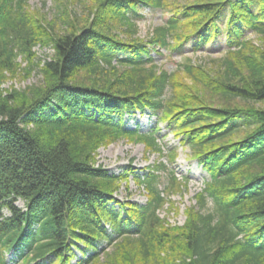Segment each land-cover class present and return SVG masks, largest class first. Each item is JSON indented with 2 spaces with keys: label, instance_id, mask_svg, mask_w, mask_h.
I'll list each match as a JSON object with an SVG mask.
<instances>
[{
  "label": "trees",
  "instance_id": "trees-1",
  "mask_svg": "<svg viewBox=\"0 0 264 264\" xmlns=\"http://www.w3.org/2000/svg\"><path fill=\"white\" fill-rule=\"evenodd\" d=\"M90 1L75 23L63 0L48 19L29 0H0V264L17 247L25 264H264V107L255 106L264 49L246 35L264 38V0ZM142 7L168 13L145 39ZM221 37L219 58L187 57L170 72L151 54L196 52ZM37 45L51 57L37 62ZM19 56L23 78L37 70L42 81L8 91L1 85ZM145 110L208 175L182 225L158 214L165 195L187 187L166 163L133 172L147 195L139 204L115 197L132 168L114 174L96 162L100 146L120 139L164 157L158 124L126 126Z\"/></svg>",
  "mask_w": 264,
  "mask_h": 264
},
{
  "label": "rangeland",
  "instance_id": "rangeland-1",
  "mask_svg": "<svg viewBox=\"0 0 264 264\" xmlns=\"http://www.w3.org/2000/svg\"><path fill=\"white\" fill-rule=\"evenodd\" d=\"M63 1L66 3L65 0ZM178 1L182 2L183 0ZM90 3L91 1L89 0V4ZM29 4L34 10L38 9L39 13H44L46 19L50 18L55 13L56 0H29ZM89 4L85 5L84 0H70V4L68 5L70 6L69 8L72 9L71 18L75 23L82 21L80 18L86 16L87 10L85 8ZM140 13L142 18L137 22L138 36L143 39L147 38L152 33L154 27L163 24L168 17V13H165L160 9H151L147 7H142ZM246 35L254 44L264 49V38H262L261 35L255 34L251 31H247ZM225 49V40L224 37H221L213 45L203 47L196 52L190 48V44H187L185 49L181 52L161 49L160 54L155 52H152L151 54L158 66L170 72L175 70L178 64L183 62L187 57H189L194 63H204L214 58H219L223 55ZM34 51L37 62H41L38 57L43 60L45 58H50L53 53L51 47H43L41 45L34 47ZM16 62L19 64V67L16 69V75L11 76L9 73H6L7 78L1 86L10 91L11 88L19 90L25 89L27 86L35 83H41L42 78L41 75L37 73V70L32 71L29 76L23 78L25 72L22 70V67L26 65V61H23L19 56L16 59ZM211 99H214L215 103H220V100L218 98L216 99L214 96H212ZM255 106L262 108L264 107V102H259ZM157 120V115L152 114L149 110H145L142 114L136 113L126 117L125 123L128 128L137 127L142 132H149L155 124H158V134L160 135L159 140H161L162 143L164 157H160L156 152L145 153L144 145L142 143H130L125 139H120L117 142L100 146L97 149L95 158L97 164L105 167L110 173L118 174L125 171L126 168H132L131 171L129 170L130 176L126 183L127 186L125 185V182H123L120 185L119 190L115 193V197L119 201L131 200L139 204H144L147 200V195L144 188L134 183L133 174L137 173L141 175L145 172L147 166L159 161L166 163L168 169L174 171L178 181L187 182V187H182V193H171L169 198H166L165 195L166 202L163 207L158 210V214L160 217H166L171 224L182 225L186 218L184 214L185 209L193 204L196 205L195 195L204 187L208 175L197 163L196 159H193L188 155L189 149L179 145V140L166 126V122L162 120L158 122ZM172 148H176V157L173 162L171 160H166V153ZM184 177H187V181L184 180ZM162 186L165 187L166 182L161 185L159 184V189H161L160 187ZM17 205L23 206V201H17ZM171 206L173 207V210H170ZM113 207L118 208V204H113ZM104 246H106L105 241L98 244V248ZM111 250V247L107 249V251ZM25 252L26 251L22 247H17L11 252L6 253V261L8 264H24L23 257L26 255ZM86 253L87 255H90L92 250L88 249ZM76 257H81L78 250H76ZM101 259H103V255H101ZM74 261L75 259H73L72 262ZM47 262L48 261L45 260L44 262L38 261L32 264H47Z\"/></svg>",
  "mask_w": 264,
  "mask_h": 264
}]
</instances>
